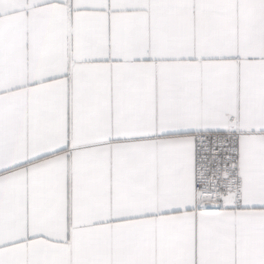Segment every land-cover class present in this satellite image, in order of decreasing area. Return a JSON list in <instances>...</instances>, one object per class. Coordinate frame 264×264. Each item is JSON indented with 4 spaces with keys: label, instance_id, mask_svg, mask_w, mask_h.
I'll list each match as a JSON object with an SVG mask.
<instances>
[{
    "label": "snow or ice",
    "instance_id": "obj_1",
    "mask_svg": "<svg viewBox=\"0 0 264 264\" xmlns=\"http://www.w3.org/2000/svg\"><path fill=\"white\" fill-rule=\"evenodd\" d=\"M0 264H264V0H0Z\"/></svg>",
    "mask_w": 264,
    "mask_h": 264
}]
</instances>
